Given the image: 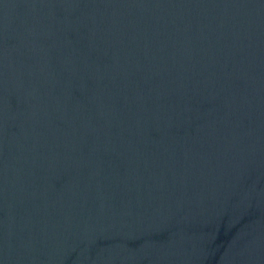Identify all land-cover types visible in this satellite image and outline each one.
Masks as SVG:
<instances>
[{
  "label": "water",
  "instance_id": "water-1",
  "mask_svg": "<svg viewBox=\"0 0 264 264\" xmlns=\"http://www.w3.org/2000/svg\"><path fill=\"white\" fill-rule=\"evenodd\" d=\"M0 264H264V0H0Z\"/></svg>",
  "mask_w": 264,
  "mask_h": 264
}]
</instances>
